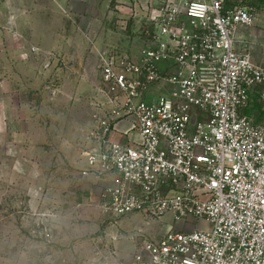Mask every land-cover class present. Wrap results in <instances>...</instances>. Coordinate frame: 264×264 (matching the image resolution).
<instances>
[{
  "label": "built area",
  "instance_id": "1",
  "mask_svg": "<svg viewBox=\"0 0 264 264\" xmlns=\"http://www.w3.org/2000/svg\"><path fill=\"white\" fill-rule=\"evenodd\" d=\"M133 2L143 48L99 53L82 175L110 182L100 208L112 219L208 225L143 240L130 264H264V124L246 114L255 94L264 102V43L258 59V41L240 38L264 0Z\"/></svg>",
  "mask_w": 264,
  "mask_h": 264
},
{
  "label": "crops",
  "instance_id": "2",
  "mask_svg": "<svg viewBox=\"0 0 264 264\" xmlns=\"http://www.w3.org/2000/svg\"><path fill=\"white\" fill-rule=\"evenodd\" d=\"M136 7L138 4L133 0H0V139L7 130L9 139L22 142L48 138L43 133L35 139L32 125L34 131L35 124L41 122L33 121L31 116L33 108L44 107L51 100V83L57 79V90L63 93L58 106L72 110L76 104L92 103L97 97L96 90L85 77L94 75L93 65L99 66V53L115 51L137 56L143 48L140 36L143 25L133 17ZM134 37L137 41L132 42ZM240 38L249 43L258 41L252 54L259 59L260 45L264 43V17L259 16L254 29L240 32ZM240 48L247 50L244 45ZM50 59L54 62L47 67ZM253 99L252 113L264 124V102L257 94ZM57 120L61 123L56 122V130V125H65L64 117ZM121 123L127 127L117 130ZM89 127L90 123L81 131L83 141ZM130 128L131 122H119L114 139L124 142L121 133ZM62 139L58 135L59 142ZM64 143L61 152L74 171L72 174L79 176L67 177L60 191L59 210L57 215L53 214L59 222L53 226L57 237L73 234L71 242L76 254L73 264H130L137 247L136 238L152 222L139 214L118 219L105 215L100 205L103 190L110 182L83 176L82 171L87 169L86 151L82 148L72 151L68 148L72 147L70 142ZM135 231L138 234L133 235Z\"/></svg>",
  "mask_w": 264,
  "mask_h": 264
},
{
  "label": "rangeland",
  "instance_id": "3",
  "mask_svg": "<svg viewBox=\"0 0 264 264\" xmlns=\"http://www.w3.org/2000/svg\"><path fill=\"white\" fill-rule=\"evenodd\" d=\"M131 41H137L136 37ZM90 60L86 62L89 63ZM53 62L54 60L50 59L47 67ZM92 72L93 76L87 75L85 78L96 90L97 97L88 106L76 104L74 105L76 108L72 110L63 108L61 104L60 107L58 106L63 93L57 90L59 80L53 81L55 76H52L51 100L46 101L44 107L41 105L40 108H33L31 116L33 121L43 124L36 123L34 131V124L32 125L31 133L35 139L43 133L48 138L42 141L22 142L12 137L9 139L7 134L9 131L7 130V133L3 131L0 139V264H73L74 262L76 254L73 249L74 243L71 242L74 236L72 234L69 237H57V231L53 226L59 222L53 214L57 215L59 210L60 191L64 189L62 186L66 178L79 176L72 174L74 171L69 168L61 152V143L63 145L67 140L72 146L68 148H72V151H81V148L88 151L94 142L93 115L95 104L100 100L97 91L100 83L98 63L93 65ZM70 96L71 94L68 93V97ZM262 108L264 112V104ZM61 117L65 118V125L61 127L56 125V130L54 128L56 122L61 123L57 118ZM89 123L90 131L85 138L86 141H83L81 131L87 128ZM125 125L127 127V124L121 123L117 130L123 129ZM40 129L43 131L41 132ZM58 135L63 138L61 143ZM164 218L152 222L146 231H143L141 237L136 238L138 239L136 244L146 239L159 240L169 230L191 231L196 224L199 229L208 228L204 222H197L194 219L186 226L184 220L176 222L173 221L172 216L166 220ZM132 234L136 235L138 231Z\"/></svg>",
  "mask_w": 264,
  "mask_h": 264
},
{
  "label": "trees",
  "instance_id": "4",
  "mask_svg": "<svg viewBox=\"0 0 264 264\" xmlns=\"http://www.w3.org/2000/svg\"><path fill=\"white\" fill-rule=\"evenodd\" d=\"M254 102H255V101L253 100V103H254ZM253 103H252V107L246 111V114H247L249 117H251L252 119H254V121H255L256 123H262V122H260L259 120H257V119L254 117L253 113H252L253 108H254ZM254 104H255V103H254ZM262 124H263V123H262Z\"/></svg>",
  "mask_w": 264,
  "mask_h": 264
}]
</instances>
